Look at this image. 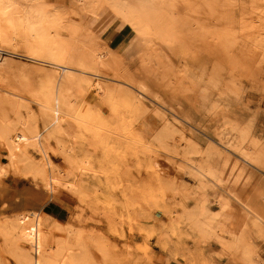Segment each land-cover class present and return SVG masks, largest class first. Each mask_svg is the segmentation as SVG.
<instances>
[{
  "label": "rangeland",
  "instance_id": "1",
  "mask_svg": "<svg viewBox=\"0 0 264 264\" xmlns=\"http://www.w3.org/2000/svg\"><path fill=\"white\" fill-rule=\"evenodd\" d=\"M0 2L8 33L21 38L19 51L33 42L48 61L4 55L15 64L8 82L0 81V97L20 101L13 110L6 104L9 121L32 113L39 129L50 122L43 105L71 79L53 64L54 42L74 52L66 64L90 72L71 71L80 82L78 90L66 88V129L42 136L57 176L53 192L27 170L43 154L28 146L14 160L0 138V225L8 226L0 229V264H27L17 214L32 219L41 211L57 264H69L80 249V264H251L231 244V230L264 264V0H117L121 14L134 12L127 18L112 0H94V14L72 0ZM121 28L129 41L116 52L107 34ZM91 47L109 67L86 62ZM123 82L145 84L148 111ZM221 144L249 152L252 165ZM203 209L214 211L212 227L199 225Z\"/></svg>",
  "mask_w": 264,
  "mask_h": 264
},
{
  "label": "bare ground",
  "instance_id": "2",
  "mask_svg": "<svg viewBox=\"0 0 264 264\" xmlns=\"http://www.w3.org/2000/svg\"><path fill=\"white\" fill-rule=\"evenodd\" d=\"M57 1H64V0H57ZM77 6H80L82 7L83 10H89V12H92V3L94 2V0H72ZM5 3V2H3ZM0 2V4H3ZM215 3V2H214ZM213 3V4H214ZM6 4V3H5ZM212 4V6H213ZM7 5V4H6ZM4 5V6H6ZM3 6V5H2ZM112 6L113 8L116 10V12L121 16L123 15L124 17L126 15L125 12L128 11V6H125L127 7V11L124 12V14H121L122 12V9L124 8V5L123 6H119V3L117 2V0H112ZM190 6V5H189ZM203 6V5H202ZM123 7V8H122ZM205 7L206 9V5L203 6ZM216 7V6H215ZM214 7V8H215ZM201 8V7H200ZM202 9V8H201ZM2 7H0V41L3 40L4 41V44L8 47V48H2L1 47V44H0V81H3V82H8V75L10 74V72L12 71V69L14 68V58L12 57H9V56H16V57H20V58H24V59H27L29 61H41V62H48L46 60H43L41 58H39L37 52H38V48H37V45H35V43L33 42H30L26 45L27 47V52L26 53H22L19 51V44H21V38H19L18 35H14V34H10L8 33V24L6 23L5 21V18H4V15H3V12L4 10ZM125 10V9H124ZM214 10V9H213ZM129 12V11H128ZM127 12V14L129 16H126L127 17H130L133 16L132 12L131 14H129ZM186 12V11H185ZM198 12V11H197ZM199 13V12H198ZM205 13V12H204ZM215 13V12H214ZM92 14H94L92 12ZM222 16V15H221ZM139 17V16H138ZM189 17V16H188ZM133 18H137V17H132L131 19L133 20ZM221 19V18H220ZM136 20V19H135ZM134 20V21H135ZM226 20H227V17H226ZM190 21V20H189ZM203 21V20H202ZM130 22V20H129ZM140 22H141V19H140ZM204 22V21H203ZM247 23V22H246ZM228 24H230L228 22ZM227 26V25H226ZM244 26V29H245V25ZM233 27V26H232ZM250 27V26H249ZM243 29V30H244ZM249 29V28H248ZM201 30V29H200ZM199 30V31H200ZM205 29H203L204 31ZM208 30V29H206ZM209 31V30H208ZM246 31V29H245ZM214 33V32H213ZM204 35V34H203ZM211 35V34H210ZM209 35V36H210ZM171 37H173L172 35H170ZM231 36V35H229ZM236 36V35H234ZM168 37V36H167ZM215 37V35H214ZM226 37V36H225ZM213 38V37H212ZM228 37H226L227 39ZM230 38V37H229ZM164 39H166L164 37ZM170 40V39H169ZM209 40V39H208ZM166 41V40H165ZM221 41V40H220ZM3 43V42H2ZM212 43V42H211ZM86 44V43H84ZM220 45V44H219ZM18 46V47H16ZM93 46V45H92ZM98 46V45H97ZM95 46V47H97ZM92 49L91 47V50L88 51V59L86 62H90L91 64L95 65L96 67L97 66H104L102 67L103 69L107 68V66L109 67V64L107 62V57L105 55H103L102 52H100L98 50V48H95ZM90 48V47H89ZM213 48V47H212ZM53 49L55 50V53L58 54L59 56V59L56 63H53L55 65H57L58 67L62 68L65 72L66 71H69L70 73H65L64 71V74L66 75H69L71 76V79L68 80L67 82V86H70L72 85V87H76L74 86L76 84V82H80L78 81L79 79L72 75L71 74V71H77V72H81V73H88L89 71H84L86 70L85 68L82 69V67L78 66L79 68L81 69H78L74 66L76 65H72V64H66L65 63V60L66 58L71 57L73 56L72 54L74 53L72 50H68L67 48L65 47H62V46H58L57 42H54L53 43ZM87 51V50H86ZM9 54V56H4L6 54ZM83 54V53H82ZM81 55V54H80ZM77 57V56H76ZM81 59V58H80ZM73 61V60H72ZM78 61V60H76ZM74 62V61H73ZM83 62V61H82ZM85 62V63H86ZM88 63V64H90ZM77 64V62L75 63ZM84 64V63H83ZM90 64V65H91ZM79 65H80V62H79ZM90 65L88 66L89 68ZM86 66V65H85ZM94 68V66H93ZM99 68V67H98ZM101 68V67H100ZM101 68V69H102ZM105 68V69H106ZM111 68V67H110ZM92 69V68H91ZM90 70V69H89ZM100 70V69H99ZM15 71V70H14ZM92 71V70H90ZM95 71V70H93ZM98 71V69L96 70ZM13 72V71H12ZM16 72V71H15ZM14 72V73H15ZM14 73H12L11 75L14 76ZM74 73V72H73ZM90 73V72H89ZM92 73H95V72H92ZM10 75V76H11ZM96 75V74H94ZM99 75V74H98ZM80 76V75H79ZM82 76V75H81ZM123 76V75H122ZM8 77V78H7ZM15 77V76H14ZM121 77V76H120ZM125 77V76H124ZM133 77V76H132ZM81 79V82L83 83V80L82 81V77H80ZM7 79V80H6ZM126 79H128L126 77ZM131 79V78H130ZM87 81V80H86ZM86 81H84L83 84L86 85ZM89 81V80H88ZM87 81V82H88ZM120 81V80H119ZM1 82V83H3ZM129 82V81H128ZM136 82V81H135ZM127 85H129L130 87L134 88V90H136V93L139 95L137 96V94L135 95L133 92L132 93H128L130 95V99L133 100L134 102H139V104L143 105V109L145 107V110L147 106L146 102L144 101V99L146 98L145 96H148L147 92L149 91V89H146L144 85H139V83L137 84V87H135L134 85L132 84H129L127 82H123ZM74 84V85H73ZM90 85V82L88 83ZM97 86L98 87H102V85L100 84V82H97ZM122 84V83H121ZM141 84V83H140ZM143 84V83H142ZM2 85V84H0ZM4 85V84H3ZM2 85V86H3ZM79 85V84H78ZM136 85V84H135ZM67 86L64 87V90L62 92H60V95L59 93H55L53 97H51L49 99V105H43V113L45 115V117H47L46 119H48V121H50L48 124H46V126L44 127L45 129L44 130H41L38 128V125L36 124V119L34 118V116L32 115V113H29V115L26 117L24 115H20L18 114V118L15 120V121H9L8 118L6 117V115L4 114L7 107L6 104L10 105L11 110H13V108L17 107V105L20 103V101L18 100H15V95H18V94H13L14 97L12 98L11 94H9V91H7V94L11 95L10 98L9 96L6 94V96L8 97H5V93L6 92H2V94L4 95L3 99H2V96L0 97V108L2 110L3 113H0V138L4 141V143L6 144V147L8 148V151L10 153V156L12 159H17L18 157H20V155L22 154H25L28 152V146H34L38 149L39 152H41L43 154L42 156V161H36L35 159H31L30 162H28V165H27V170H30L32 171L33 175L36 177H34V179H38L40 182H42L44 184V186H46L50 191H54L55 188H56V184H57V176L55 175V169H54V163L52 162V160L50 159V156L48 154V152L46 151L45 147H44V144H43V135H45L46 133H44L45 131H47V129H49L50 127L53 128L52 133H55V132H62L64 129H66V122H65V117L64 115L66 114V105H67V96H66V92L70 93V89L67 91ZM96 86V85H95ZM78 87L76 88H72V91L73 89H77ZM87 88L90 89V87L88 86ZM119 88V87H118ZM117 88V89H118ZM111 89V88H110ZM114 89V88H113ZM78 90V89H77ZM98 90V89H97ZM122 90V88H121ZM148 90V91H147ZM75 91V90H74ZM88 91V90H87ZM114 91V90H113ZM123 91V90H122ZM77 92V91H75ZM74 92V93H75ZM127 92V91H126ZM1 93V91H0ZM78 93V92H77ZM86 93V92H85ZM84 93V94H85ZM107 93V92H106ZM117 93V92H116ZM124 93V92H123ZM57 94V95H56ZM73 94V93H72ZM80 94V93H79ZM78 94V95H79ZM120 94V93H118ZM99 95V94H98ZM145 95V96H144ZM80 96V95H79ZM125 96V95H124ZM156 96V95H155ZM20 97V96H18ZM68 97H69V94H68ZM82 97V95L80 96V98ZM86 97V96H85ZM84 97V98H85ZM127 97V96H126ZM149 97V96H148ZM12 98V99H11ZM71 98V97H70ZM79 98V97H77ZM79 98V99H80ZM83 98V99H84ZM129 98V97H128ZM144 98V99H143ZM158 98V97H157ZM19 99V98H17ZM72 99V98H71ZM70 99V100H71ZM159 99V98H158ZM78 100V99H77ZM81 101V99H80ZM71 103V102H70ZM154 103V102H153ZM5 104V105H4ZM138 104V105H139ZM4 105V106H3ZM141 105H139L141 107ZM69 106V105H68ZM74 106V105H73ZM2 107H5V110L4 108ZM77 107V106H76ZM8 109V110H9ZM69 109H71V106L69 107ZM73 109V107H72ZM150 109V108H149ZM148 109V110H149ZM10 110V111H11ZM147 110V111H148ZM154 110V109H153ZM158 111V110H157ZM156 111V112H157ZM1 112V111H0ZM9 112V111H7ZM6 112V113H7ZM29 112V111H28ZM70 112V110H69ZM154 112V111H153ZM154 112V113H156ZM42 113V111H41ZM42 113V114H43ZM80 113V112H79ZM89 113V112H88ZM80 115V114H79ZM81 115L82 112H81ZM159 115V114H158ZM89 116V115H88ZM91 116V115H90ZM163 116V114H162ZM44 117V119H45ZM80 117V116H79ZM83 117V116H81ZM86 117V116H85ZM92 117V116H91ZM45 119V120H46ZM83 119V118H82ZM90 119V118H89ZM96 119V118H95ZM103 121V120H102ZM104 122V121H103ZM169 123V122H168ZM68 125V124H67ZM172 126V125H171ZM163 127V126H162ZM169 127V126H168ZM166 128V127H165ZM51 129V128H50ZM63 129V130H62ZM89 129V128H88ZM151 129V128H150ZM160 129V128H159ZM167 129V128H166ZM92 130V129H91ZM162 131V130H161ZM167 131V130H166ZM165 131V132H166ZM65 132V131H64ZM164 132V131H163ZM168 133V132H167ZM49 134V133H48ZM47 134V138H49ZM51 134V133H50ZM63 134V133H61ZM57 135V134H55ZM165 135V134H164ZM169 135V134H168ZM168 135L166 137H168ZM51 136V135H50ZM53 136V135H52ZM60 136V135H59ZM156 136V135H154ZM51 138V137H50ZM172 138V137H171ZM228 141V140H227ZM229 142V141H228ZM225 144H227V142H224ZM229 144V143H228ZM222 145V144H221ZM233 146V145H231ZM222 147L224 149H226V151H229L230 153H234L240 160L241 162L243 161L245 164H250L252 165V162H253V156L249 153V152H244V151H240V150H237V151H234L233 150V147L232 149L229 148V146L227 147L226 145ZM217 149V148H216ZM236 149V148H235ZM143 150V149H142ZM216 152V151H215ZM222 151H220L221 153ZM223 155V154H222ZM221 155V156H222ZM226 155V154H225ZM24 156V155H22ZM21 156V157H22ZM227 156V155H226ZM229 157V156H228ZM227 157V158H228ZM225 158V157H224ZM19 159V158H18ZM232 158H229V160H231ZM13 160V161H14ZM226 160V159H225ZM233 161V160H232ZM15 162V161H14ZM18 162V161H17ZM16 162V163H17ZM228 162V160H227ZM235 162V161H234ZM237 162V165L236 166H239L240 162L238 163ZM236 162L234 164H236ZM242 162V163H243ZM208 165V163H206ZM205 164V166L207 167V165ZM228 164V163H227ZM233 164V163H232ZM241 165V164H240ZM202 166V167H201ZM204 165H200L201 169L204 170L203 168ZM236 166L234 165L233 166V169L236 168ZM199 167V166H198ZM211 167V166H210ZM254 167V166H253ZM238 168V167H237ZM242 168V167H241ZM246 168V167H245ZM209 169V168H208ZM239 169V168H238ZM244 169V167H243ZM212 170V169H211ZM235 170V169H234ZM240 170V169H239ZM247 170V169H246ZM205 171V170H204ZM241 171V170H240ZM244 171V170H243ZM203 172V171H202ZM239 172V171H238ZM200 173V172H199ZM243 173V172H241ZM201 175V174H200ZM36 181V180H34ZM38 182V181H37ZM203 184V183H202ZM180 185V184H179ZM178 185V186H179ZM177 186V187H178ZM181 186V185H180ZM238 187V186H237ZM181 189H186V187L184 185H182V187H179ZM239 188V187H238ZM237 188V189H238ZM236 189V187L234 188ZM233 189V190H234ZM186 191V190H185ZM180 192H183L185 193L184 191H180ZM237 192V190H236ZM236 192H233V193H236ZM184 195V194H183ZM235 196H237L235 194ZM182 197V195H181ZM238 197V196H237ZM183 198V197H182ZM248 199V198H247ZM239 200V199H238ZM241 200V199H240ZM248 201V200H247ZM246 201V202H247ZM250 201V199H249ZM181 202H183V199L181 200ZM180 202V203H181ZM185 203V202H184ZM250 203V202H248ZM183 204V203H181ZM179 204V205H181ZM225 204L228 205V201L225 199ZM243 204V203H242ZM184 206V205H183ZM244 207V206H243ZM258 206L256 207H253V209L257 208ZM260 208V207H259ZM258 208V209H259ZM251 209V207H250ZM262 210V209H261ZM260 209L259 211L257 210L256 212H262ZM194 211V210H193ZM203 211V213L201 212ZM201 214L202 216H204V218L199 221V217L200 214L199 212H195V216L193 215V217H197V220L199 221V225L200 226H205V227H212L213 226V223H214V220H215V214H214V211H212V213L208 212L207 209H203L201 210ZM247 212V211H246ZM254 212V211H253ZM197 213V214H196ZM193 214V213H192ZM257 215V214H256ZM243 216H244V213H243ZM190 217V216H189ZM51 218V217H50ZM192 218V217H190ZM258 218V217H257ZM261 218V217H260ZM17 227L20 228L21 230V238L25 241L26 243V246H25V249L22 250V254H20V256L22 255V258L21 260H23V262L27 263V264H57L58 263V259L55 258V256L53 255L52 253V248H54V244H55V240L52 241L51 243H47L46 241V237L47 235L49 234L46 230H45V225H47L48 223H50V219H49V215H44V213H42V211L40 213H37L32 219L28 218V216L22 214V213H19L17 214ZM194 219V218H193ZM195 220V219H194ZM264 220V219H262ZM3 221V220H2ZM52 221V220H51ZM4 222V221H3ZM196 222V221H195ZM257 224V223H256ZM260 224V223H259ZM8 229V226L7 224L3 223L0 225V229ZM230 233H232L233 235V238H232V245L234 247H236L238 250L240 249V251H244L245 253V256L248 257L253 264H257V261H255V259L253 260L252 257L255 256L256 252L252 249L249 248L248 245H246L245 241L239 237L237 235V233H235V230H231ZM7 238V237H6ZM70 243L69 242H66V246H69ZM233 247V248H234ZM85 250V249H84ZM240 253V252H239ZM243 254V252H241ZM83 250L80 249L77 253H75L74 255V260L72 262H70L69 264H74V263H78L80 264L85 258L83 256ZM257 257V256H256ZM259 257V256H258ZM243 259L244 258V255L242 257ZM60 260V259H59ZM247 261V260H246ZM251 263V264H252Z\"/></svg>",
  "mask_w": 264,
  "mask_h": 264
},
{
  "label": "crops",
  "instance_id": "3",
  "mask_svg": "<svg viewBox=\"0 0 264 264\" xmlns=\"http://www.w3.org/2000/svg\"><path fill=\"white\" fill-rule=\"evenodd\" d=\"M109 32L107 34V40H108V46L110 48H113L114 51L118 52V51H121L125 46H127V43L129 41L128 39L129 34L125 32V28H121L118 31H113L111 33ZM213 244H215V250H218V251L222 250L221 246L218 245V243L215 242ZM161 253L162 252H158L157 256L158 257L161 256L160 255Z\"/></svg>",
  "mask_w": 264,
  "mask_h": 264
}]
</instances>
